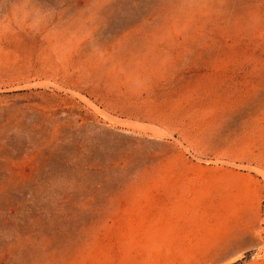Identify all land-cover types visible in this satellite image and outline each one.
<instances>
[{
	"label": "rangeland",
	"instance_id": "374dc122",
	"mask_svg": "<svg viewBox=\"0 0 264 264\" xmlns=\"http://www.w3.org/2000/svg\"><path fill=\"white\" fill-rule=\"evenodd\" d=\"M0 264H264V0H0Z\"/></svg>",
	"mask_w": 264,
	"mask_h": 264
}]
</instances>
